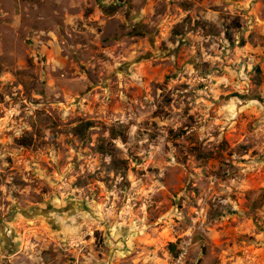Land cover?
Instances as JSON below:
<instances>
[{
    "label": "clouds",
    "instance_id": "obj_1",
    "mask_svg": "<svg viewBox=\"0 0 264 264\" xmlns=\"http://www.w3.org/2000/svg\"><path fill=\"white\" fill-rule=\"evenodd\" d=\"M56 3L0 43V264H264V0H134L94 50Z\"/></svg>",
    "mask_w": 264,
    "mask_h": 264
},
{
    "label": "rangeland",
    "instance_id": "obj_2",
    "mask_svg": "<svg viewBox=\"0 0 264 264\" xmlns=\"http://www.w3.org/2000/svg\"><path fill=\"white\" fill-rule=\"evenodd\" d=\"M93 0H88L89 4H92ZM60 5L56 3V0H0V43H3L4 47L7 48L14 34L19 32L20 38H23L25 31L31 32L33 29H38L43 27L42 18L46 15L51 14V9L58 8ZM96 6H98L100 13V21H103V25L100 28V31L103 33L102 40L95 41L93 50L95 47L101 45H109L114 40L124 39V25L121 23L120 18L123 16L125 19L131 22V10L136 6L134 0H94L93 7L85 9V16L89 17L95 11ZM181 8L186 7L187 5H179ZM127 8V11L125 9ZM99 23V21H96ZM179 24L174 26L173 32H177ZM146 29L143 25H139L133 29L131 33L127 34V38L131 39L132 37H142ZM226 38L229 40L231 45L233 40L230 33H226ZM150 44L154 47V41H149ZM245 42L241 40L240 47L244 48ZM256 47L255 44L252 45ZM148 56H151V53H148ZM7 57H0V62H6ZM29 63H31L29 61ZM74 71V69H73ZM255 73L253 77V84L256 87H259L261 84H264V67L261 64H257L253 67L252 70ZM47 98V94H45ZM2 99V98H0ZM39 103V101H36ZM43 123V122H42ZM230 146L228 140L222 141L221 148ZM193 153L196 154V158L200 163L205 162L206 154L200 153L198 147L194 145H186ZM211 156V154H207ZM8 163L11 164L12 160L9 158ZM199 166V165H197ZM184 175H179L172 180V183L176 185L177 191H186L185 188L181 187L184 183ZM187 190L195 192L196 196L201 195V186H197L195 189L192 188L191 184L187 185ZM175 195V192L173 193ZM38 199V198H37ZM46 214V213H45ZM179 243V241H176ZM219 249L210 251L209 249H204L203 255L212 256L213 262ZM210 262V264H213Z\"/></svg>",
    "mask_w": 264,
    "mask_h": 264
}]
</instances>
